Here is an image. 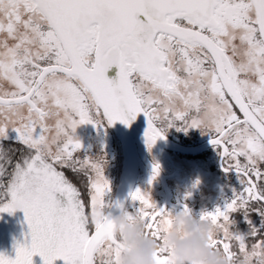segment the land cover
<instances>
[{
	"label": "snow or ice",
	"instance_id": "obj_1",
	"mask_svg": "<svg viewBox=\"0 0 264 264\" xmlns=\"http://www.w3.org/2000/svg\"><path fill=\"white\" fill-rule=\"evenodd\" d=\"M141 113L149 149L171 127L211 134L245 187L196 218L227 259L264 264V239L247 243L264 236V0H0V141L12 129L27 150L13 161L0 143V214L22 210L31 239L0 264H120L115 216L98 211L113 207L111 182L102 161L77 158L75 132L131 126ZM130 196L135 212L115 206L158 242L157 264H173L164 245L175 212L141 189ZM236 213L247 233L234 230Z\"/></svg>",
	"mask_w": 264,
	"mask_h": 264
},
{
	"label": "rangeland",
	"instance_id": "obj_2",
	"mask_svg": "<svg viewBox=\"0 0 264 264\" xmlns=\"http://www.w3.org/2000/svg\"><path fill=\"white\" fill-rule=\"evenodd\" d=\"M239 59V58H238ZM5 88L8 90H13L8 84H5ZM178 127H171L167 130V134L183 141H201L203 139L212 138L211 134H205L199 128H191L187 131L178 130ZM115 131V132H114ZM117 134V136L115 135ZM75 135L80 139L84 145L82 152L76 153L78 159H83L84 156H89L94 160L102 161L104 163V174L107 179L111 182V191L106 195V200L112 204V201L116 195V191L123 178V166L125 158V150L121 139L118 136L115 128L111 126L99 127L97 128L93 124L81 125L77 128ZM120 140V142H118ZM2 143L3 149L6 152H10L13 161L19 159L20 154L25 151H20L18 148L14 147L12 150L7 148L6 142L0 141ZM216 149H212L211 155L215 154ZM138 155V152H137ZM212 157V156H211ZM139 159V156H138ZM234 161H232V164ZM199 172L205 175V171L209 170V162L207 163H197ZM8 171H11V167L5 165ZM66 174L69 176L73 182H77L76 177L67 169H65ZM153 174H151L146 167L143 166L141 177L139 181L138 189L146 191L148 193L155 192V189L160 187L158 180H152ZM9 177L6 175L4 177V183L7 184ZM212 188L211 197L213 194L216 195L217 205L216 208H223L228 202H230L237 191H243L245 185L241 182V177L234 175H225L219 171L213 173L212 177ZM151 181V183H150ZM78 186H81L78 183ZM213 200V199H212ZM211 202V201H210ZM209 205V201L206 205ZM207 205V206H208ZM139 202L130 200L127 209L130 212H135L139 208ZM110 208L106 209L108 212ZM236 221L234 227L238 229L241 233H247L250 230V225L246 221L243 213H236L233 216ZM252 219L254 223L258 226L260 224V217L253 215ZM30 232L29 226L27 224L25 213L22 210H17L14 214L3 213L0 214V253L6 254L10 258H15L17 254L18 244H30L31 239L28 233ZM260 239H264V236L249 238L247 243L249 249L253 243H258ZM234 251L238 248L234 245ZM239 254V253H238ZM35 264H43L42 258L40 256H35ZM56 264H64L62 260H58Z\"/></svg>",
	"mask_w": 264,
	"mask_h": 264
},
{
	"label": "flooded vegetation",
	"instance_id": "obj_3",
	"mask_svg": "<svg viewBox=\"0 0 264 264\" xmlns=\"http://www.w3.org/2000/svg\"><path fill=\"white\" fill-rule=\"evenodd\" d=\"M118 71V67L113 66L109 70V78L116 79ZM111 127L113 128V126ZM130 127L133 130V141L139 156V173L134 191L138 189L143 166L151 174H154V165L158 164L159 175L156 179L160 187L155 189V192L150 195L158 207H166L169 211L180 212L187 205L193 215L198 218L205 211L211 212L216 209L217 200L213 198L216 195L213 194L211 197V192L213 191V179L211 177L213 173L219 171L225 175L240 177L235 171L230 173L224 171L222 155L211 144L212 138L187 142L176 139L166 133V139L158 140L149 149L145 137L148 128L147 118L141 113L131 123ZM115 135L117 136L116 133ZM3 142H6L7 148L10 150L16 147L19 150L21 149L20 151H27L22 144L17 143V133L12 129L8 130V136L3 139ZM212 149H216L214 155H211ZM240 160L241 163L245 162L243 157ZM201 162L210 163L209 170L205 171V175L201 174L198 169L197 163ZM224 163L226 166L230 164L234 166L232 160L228 158H224ZM207 201H209L208 206L206 205Z\"/></svg>",
	"mask_w": 264,
	"mask_h": 264
},
{
	"label": "clouds",
	"instance_id": "obj_4",
	"mask_svg": "<svg viewBox=\"0 0 264 264\" xmlns=\"http://www.w3.org/2000/svg\"><path fill=\"white\" fill-rule=\"evenodd\" d=\"M108 206L99 209L101 215ZM115 235L122 243L120 264H157L158 242L145 234L139 219L130 220L127 213L115 216ZM210 225L193 215L175 212L164 247L171 252L173 264H250L245 258L229 260L223 252L210 247Z\"/></svg>",
	"mask_w": 264,
	"mask_h": 264
},
{
	"label": "water",
	"instance_id": "obj_5",
	"mask_svg": "<svg viewBox=\"0 0 264 264\" xmlns=\"http://www.w3.org/2000/svg\"><path fill=\"white\" fill-rule=\"evenodd\" d=\"M113 127L117 131L125 150L123 178L112 202L113 207L108 210L113 216H116L120 214V209L115 205L117 203H123L126 207L131 198L130 193L135 189L139 173V159L133 141V130L131 127L121 122H117Z\"/></svg>",
	"mask_w": 264,
	"mask_h": 264
}]
</instances>
